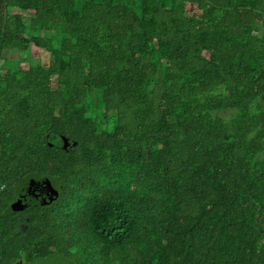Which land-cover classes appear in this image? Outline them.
<instances>
[{"label": "trees", "instance_id": "trees-1", "mask_svg": "<svg viewBox=\"0 0 264 264\" xmlns=\"http://www.w3.org/2000/svg\"><path fill=\"white\" fill-rule=\"evenodd\" d=\"M0 264H264V0H0Z\"/></svg>", "mask_w": 264, "mask_h": 264}, {"label": "water", "instance_id": "water-1", "mask_svg": "<svg viewBox=\"0 0 264 264\" xmlns=\"http://www.w3.org/2000/svg\"><path fill=\"white\" fill-rule=\"evenodd\" d=\"M65 141L64 149L70 144ZM52 146V145H50ZM55 191L45 187L44 185H35L34 183H26L22 189L18 200L12 205V210L17 212L26 211L29 208H40L49 206L55 198ZM22 230H28L27 225H23Z\"/></svg>", "mask_w": 264, "mask_h": 264}, {"label": "rangeland", "instance_id": "rangeland-1", "mask_svg": "<svg viewBox=\"0 0 264 264\" xmlns=\"http://www.w3.org/2000/svg\"><path fill=\"white\" fill-rule=\"evenodd\" d=\"M20 56H22V54L20 55ZM30 57H32L31 55H30ZM39 57H41V58H43V56H39ZM44 59V58H43ZM25 60H27V62L29 61V52L27 53V56L25 57H23L22 59H20V60H18V59H12V61H25ZM40 60H42V59H40ZM225 116H227V115H225Z\"/></svg>", "mask_w": 264, "mask_h": 264}, {"label": "built area", "instance_id": "built-area-1", "mask_svg": "<svg viewBox=\"0 0 264 264\" xmlns=\"http://www.w3.org/2000/svg\"><path fill=\"white\" fill-rule=\"evenodd\" d=\"M2 190V189H1Z\"/></svg>", "mask_w": 264, "mask_h": 264}]
</instances>
